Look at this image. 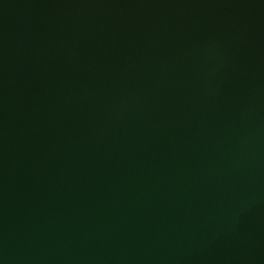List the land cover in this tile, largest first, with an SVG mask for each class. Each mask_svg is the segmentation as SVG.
Instances as JSON below:
<instances>
[{"label":"water","instance_id":"water-1","mask_svg":"<svg viewBox=\"0 0 264 264\" xmlns=\"http://www.w3.org/2000/svg\"><path fill=\"white\" fill-rule=\"evenodd\" d=\"M0 264H264V0H0Z\"/></svg>","mask_w":264,"mask_h":264}]
</instances>
